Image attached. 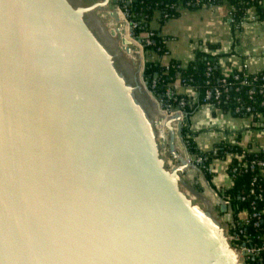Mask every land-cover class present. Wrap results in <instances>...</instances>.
<instances>
[{"label": "water", "instance_id": "water-1", "mask_svg": "<svg viewBox=\"0 0 264 264\" xmlns=\"http://www.w3.org/2000/svg\"><path fill=\"white\" fill-rule=\"evenodd\" d=\"M94 8L0 0V264H240L216 214L181 190L188 164L165 167L162 116ZM122 25L111 36L134 54Z\"/></svg>", "mask_w": 264, "mask_h": 264}, {"label": "trees", "instance_id": "trees-1", "mask_svg": "<svg viewBox=\"0 0 264 264\" xmlns=\"http://www.w3.org/2000/svg\"><path fill=\"white\" fill-rule=\"evenodd\" d=\"M206 2L208 0H132L128 8L132 14V18L138 20L144 19V23L135 32L140 38H144L151 31L154 32L151 38L152 44L145 49L152 48L159 55H163L167 51L166 38L161 34L159 29L152 27V21L158 18L160 24H164L167 21V18H164V14H168L169 19L176 18L180 16L182 10L194 11L201 8ZM213 2L224 3L222 5L225 9L226 7L230 8L229 10L226 9L227 13H231L236 23H239L245 10L250 5L260 7V3L257 0H213ZM233 36L234 45H239L240 37L236 32H233ZM222 55L219 43L202 40L199 43V47L195 50L194 59L187 65H184L180 59H172L168 63H162L158 60H148L143 71L148 87L154 91L157 98L163 102L165 107L178 110L180 108V100L182 98L186 100L185 106L182 108L185 114L184 125L182 127L183 140L187 150L194 159L198 156L205 159L200 169L210 182L214 175L208 171V167L212 164L215 157L221 156L213 154V149H200L195 140L197 134L190 128V117L206 103L205 96L207 91L213 90L215 87H220L223 90V95L216 109H214L215 114L221 112L224 115H232L234 117L244 116L246 114L244 107L247 105H252L255 110H264V106L256 104V102L260 103L262 97L258 95V98L249 100V87L241 84L243 79H251L253 76L246 71V68L232 67L229 70H225L220 62ZM209 67H211L210 75H208ZM236 76H239V78H236ZM223 78H226L228 91H225L223 88ZM177 84H180L181 88L187 89L189 86L192 87L195 95H189L186 92L177 90L175 88ZM169 89L174 92L171 97L166 95ZM238 107L241 108L239 112L236 111ZM175 113L172 114L174 115ZM224 144V142H221L217 145L215 144L214 147H217L222 152L227 147ZM230 147L237 148V145L232 144ZM250 174L239 176L234 181L233 187L224 191V194L232 196L231 201L234 209L233 217L235 223L240 220L242 210L247 207V202L241 201L240 197L246 187L245 182L250 177ZM261 204L264 205V202ZM219 211L220 213H225L221 211V208H219ZM250 230L253 231L249 227L248 231ZM260 231L261 234H264V225ZM243 244L244 240L232 242L235 248H239ZM262 260L264 261V254L260 257L246 258L245 262L246 264H262Z\"/></svg>", "mask_w": 264, "mask_h": 264}, {"label": "built area", "instance_id": "built-area-1", "mask_svg": "<svg viewBox=\"0 0 264 264\" xmlns=\"http://www.w3.org/2000/svg\"><path fill=\"white\" fill-rule=\"evenodd\" d=\"M257 1L260 3V7L250 5L245 10L239 23H236L231 13H227V10L230 8L226 7L227 18L229 19L233 32H236L239 37L244 30L249 27H264V0ZM118 2L117 8L124 17L121 33L128 35L130 41L136 48L135 53L144 54L145 48L152 44L151 38L154 35V32L151 31L144 38H140L135 32L136 29L144 23V19L142 18L138 20L132 18V14L128 8V5L132 3V0H118ZM222 4L215 3L213 0H208V2L202 5V7H224ZM168 16V14H164V18H167V20L169 19ZM262 53L264 54V49L262 50ZM241 68H246V71L253 76V78H245L241 82L242 85L249 87V100L255 99L256 97L258 98V95H260L262 99L260 103L256 102V104L264 106V69L259 71H250L244 64ZM210 72L211 67H209L208 75L211 74ZM236 78H239V76H236ZM222 82L224 83L223 88L225 91H228L226 78H223ZM175 88L177 90L180 89V84H177ZM188 88L193 90L190 86ZM173 94V90L169 89L167 91V96L171 97ZM222 95L223 90L220 89V87L208 90L205 96L206 103L210 104L214 110L216 109ZM185 103L186 100L182 98L180 100V108L175 110V112L181 114L182 121H184L185 118V114L182 109L183 106H185ZM240 110V107L236 109L237 112ZM244 110L246 111L244 116L235 117L242 120L245 126L243 132L239 134L241 136L238 138L224 137L215 143L217 145L218 143L224 142V145L227 147L222 152H220L217 147H214L215 144L210 148L213 149V154H219L221 157H215L212 164L208 167V171L213 175L217 174L219 167H222V169L227 172L232 183V186L229 189L233 187L234 181L239 176L252 173L249 175L250 177L247 178V181L245 182L246 187L241 193L240 199L243 202H247V207L242 210V216L238 222L235 223L233 217L234 209L231 201L232 196L224 194V192L223 195L220 196L217 191L215 192L218 199L216 204L220 206L222 203H226L227 205V212L225 213L228 216V228L226 230V234L229 242L232 245V242L244 240V244L239 248H235L232 245L233 248L241 255L240 264H246V258L260 257L264 254V234H261L260 231L261 227L264 225V205L261 204L264 202V110H255L252 105H247L244 107ZM232 144L237 145V148H231L230 145ZM191 160L194 161L193 163H195L198 168H200L202 167L205 159L198 156L195 159L192 157ZM249 227L253 231H248ZM233 229L234 231H232ZM262 264H264L263 260Z\"/></svg>", "mask_w": 264, "mask_h": 264}, {"label": "crops", "instance_id": "crops-1", "mask_svg": "<svg viewBox=\"0 0 264 264\" xmlns=\"http://www.w3.org/2000/svg\"><path fill=\"white\" fill-rule=\"evenodd\" d=\"M114 14L117 20L122 18L118 11ZM151 25L153 28L159 29L166 38L167 51L163 55H159L154 49L147 48L144 51L146 53L144 58L147 57L148 60L168 63L172 59H180L184 65H187L194 59L195 50L200 41L204 40L221 45L223 55L220 62L225 70L232 67L241 68L243 64L250 71L264 69V54L260 52L264 49V44L258 43V38L264 40V27L257 26L256 28L245 29L240 36L239 45H234L233 29L224 7L204 6L194 11L184 9L180 16L170 18L164 24H160L159 19L155 18ZM120 34L129 40L127 35L121 33V30ZM178 90L189 95H195V92L189 88ZM231 117L215 114L210 104H203L190 117V128L197 134L195 140L199 148L202 150L210 149L224 137H240L239 134L243 132L245 127L244 123L238 118L233 119ZM219 121L221 125L217 126ZM173 127L176 129L177 125L173 124ZM204 128H207L205 129L206 132L203 131ZM174 153L176 152H171L173 158H175ZM204 179L206 183L209 181L205 176ZM209 183L214 191L210 189L219 194L232 186L231 179L222 167H219L217 174H214Z\"/></svg>", "mask_w": 264, "mask_h": 264}, {"label": "rangeland", "instance_id": "rangeland-1", "mask_svg": "<svg viewBox=\"0 0 264 264\" xmlns=\"http://www.w3.org/2000/svg\"><path fill=\"white\" fill-rule=\"evenodd\" d=\"M71 1L73 5L78 7L87 8V7L95 6L94 10L92 11L91 15L88 18L92 22V24L96 26L95 28L97 29L99 28L98 30L100 31L98 32L97 30V33L99 35L98 37L106 43V46L108 48L115 49L117 55L114 58V60L115 61L118 60L117 61L118 65L122 63L127 65L125 69L124 68L122 69L126 78L132 79L135 76L136 79L142 81L144 86H146L148 94L145 95L146 98L144 97L143 108L146 109L148 112H150V115H154V118L156 119H158L160 116H162L163 118L164 116L172 115V113H174L175 110H172L170 107L164 106L163 102L159 98H157L154 91H152L148 87L147 82L144 78L143 71L145 68V64L148 60L147 57L144 58L146 53L144 52V54L141 55L142 57L135 52L134 54L131 55L127 54L126 52L122 51L121 47L117 46L116 44L117 37L111 36V30L115 29L119 23H122L124 21L123 15L121 16L122 18L119 20L115 18L114 13L117 11H116V7L113 5L111 0L108 1L107 0L106 1L71 0ZM170 24L171 23L169 22V25ZM259 42L260 44L262 43L264 44V40H262V38H258V43ZM120 45L121 42L119 46ZM134 49L136 48L134 47ZM260 52L262 53V50H260ZM218 115L224 116L221 112H219ZM231 118L236 119L234 117ZM182 122L184 125V121ZM158 125L160 126V124ZM220 125L221 122L219 121L217 126ZM164 129L165 131L161 129L157 130L158 132L157 139H158L159 150L161 152V155L163 157H167L165 167L171 170L172 168L178 165L183 166L181 160L179 158L178 159L173 158L171 152H176L179 156L184 158L186 157L187 147L183 140V136L182 137L180 136L178 130L176 129L174 130V138H172V132L168 130V128H164ZM205 129L207 128L203 129L204 132H206ZM172 144L174 145V148ZM191 159L190 160L187 159L188 166L185 167L183 171L180 170L178 172L181 178V180L179 181V186L181 190L187 194L188 198H190L194 204L199 205L203 209L211 208V213L216 214L220 223L224 226L225 230H227L228 216L226 215V213H220L219 211L220 206L216 204L218 200L216 194L210 189L208 184L205 182L204 179L205 175L203 174L201 169L198 168L195 165V163H193L194 161H192Z\"/></svg>", "mask_w": 264, "mask_h": 264}, {"label": "bare ground", "instance_id": "bare-ground-1", "mask_svg": "<svg viewBox=\"0 0 264 264\" xmlns=\"http://www.w3.org/2000/svg\"><path fill=\"white\" fill-rule=\"evenodd\" d=\"M119 12V11H118ZM120 13V12H119ZM120 15L122 16V14L120 13ZM97 22V21H96ZM123 26V25H122ZM122 28V27H121ZM99 29V28H98ZM100 31V30H99ZM103 31V30H102ZM128 36V35H127ZM129 38V37H128ZM130 40V38H129ZM139 55L141 56L142 54L139 53ZM142 70V69H141ZM174 116V117H171ZM170 118V119H169ZM175 118V119H174ZM179 121H182V116L181 114H179L178 112H176L174 115H168V116H164L162 119H160V126L158 125L157 128L161 129L163 131H165L164 128H168V130H175L173 127V124L175 123L177 125L176 130L178 129V123ZM171 125V128H170ZM163 137V136H162ZM167 139V138H166ZM175 158H179L180 156L177 155L176 153H174ZM183 160L185 161V164H187V159L186 157L183 158ZM184 165V164H183ZM181 166V165H178ZM177 167V166H176Z\"/></svg>", "mask_w": 264, "mask_h": 264}, {"label": "flooded vegetation", "instance_id": "flooded-vegetation-1", "mask_svg": "<svg viewBox=\"0 0 264 264\" xmlns=\"http://www.w3.org/2000/svg\"><path fill=\"white\" fill-rule=\"evenodd\" d=\"M211 211V208H208ZM213 209V208H212Z\"/></svg>", "mask_w": 264, "mask_h": 264}]
</instances>
